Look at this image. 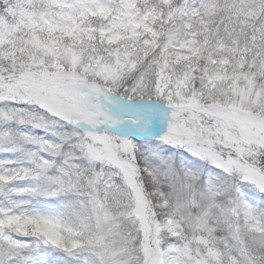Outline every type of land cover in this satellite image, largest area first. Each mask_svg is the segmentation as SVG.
Listing matches in <instances>:
<instances>
[{"label": "snow or ice", "instance_id": "snow-or-ice-1", "mask_svg": "<svg viewBox=\"0 0 264 264\" xmlns=\"http://www.w3.org/2000/svg\"><path fill=\"white\" fill-rule=\"evenodd\" d=\"M0 264H264V0H0Z\"/></svg>", "mask_w": 264, "mask_h": 264}]
</instances>
